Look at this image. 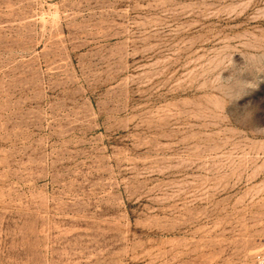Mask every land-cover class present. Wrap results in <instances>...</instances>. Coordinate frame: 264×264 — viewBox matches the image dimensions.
<instances>
[{
    "label": "rangeland",
    "instance_id": "obj_1",
    "mask_svg": "<svg viewBox=\"0 0 264 264\" xmlns=\"http://www.w3.org/2000/svg\"><path fill=\"white\" fill-rule=\"evenodd\" d=\"M264 0H0V264H260Z\"/></svg>",
    "mask_w": 264,
    "mask_h": 264
},
{
    "label": "built area",
    "instance_id": "obj_2",
    "mask_svg": "<svg viewBox=\"0 0 264 264\" xmlns=\"http://www.w3.org/2000/svg\"><path fill=\"white\" fill-rule=\"evenodd\" d=\"M258 262H259L260 264H264V258H263V257H259V258H258Z\"/></svg>",
    "mask_w": 264,
    "mask_h": 264
}]
</instances>
